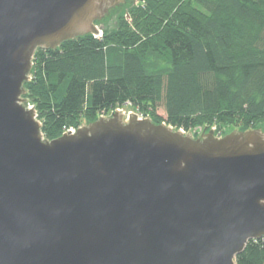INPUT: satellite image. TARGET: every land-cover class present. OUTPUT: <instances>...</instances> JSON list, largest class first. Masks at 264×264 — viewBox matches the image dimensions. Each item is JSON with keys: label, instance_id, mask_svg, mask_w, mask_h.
<instances>
[{"label": "water", "instance_id": "obj_1", "mask_svg": "<svg viewBox=\"0 0 264 264\" xmlns=\"http://www.w3.org/2000/svg\"><path fill=\"white\" fill-rule=\"evenodd\" d=\"M127 1L0 0V264H237L264 238L262 129L196 137L117 110L44 137L35 53L100 37Z\"/></svg>", "mask_w": 264, "mask_h": 264}, {"label": "trees", "instance_id": "obj_2", "mask_svg": "<svg viewBox=\"0 0 264 264\" xmlns=\"http://www.w3.org/2000/svg\"><path fill=\"white\" fill-rule=\"evenodd\" d=\"M117 12L102 37L35 53L25 98L46 139L126 106L186 133L264 131V0H138ZM237 264H264V238Z\"/></svg>", "mask_w": 264, "mask_h": 264}, {"label": "rangeland", "instance_id": "obj_3", "mask_svg": "<svg viewBox=\"0 0 264 264\" xmlns=\"http://www.w3.org/2000/svg\"><path fill=\"white\" fill-rule=\"evenodd\" d=\"M135 6V5H134ZM125 10V11H124ZM124 13H128L129 9L127 8H124ZM117 20H118V12L117 13H114L112 14L108 19H106V21L104 22V24L100 25L99 28L100 30H102V35H103V31L105 29H109V30H112V29H116L117 28ZM123 113L126 114V117L130 114V113H133V114H137L131 107L129 106H126L125 109L121 110ZM158 115L163 117L164 119H166V113L164 111L163 108H161L159 111H158ZM72 130H76V129H72ZM71 131V129L69 130ZM230 131H233V129H230ZM203 129H196L194 132H192L195 136H200L202 133H203ZM228 133V132H227ZM217 135V134H216ZM219 137H221V135H219Z\"/></svg>", "mask_w": 264, "mask_h": 264}, {"label": "flooded vegetation", "instance_id": "obj_4", "mask_svg": "<svg viewBox=\"0 0 264 264\" xmlns=\"http://www.w3.org/2000/svg\"><path fill=\"white\" fill-rule=\"evenodd\" d=\"M138 0H128L124 6H129V5H137ZM122 7V6H121ZM120 7V8H121ZM117 9V8H116ZM106 20V19H105Z\"/></svg>", "mask_w": 264, "mask_h": 264}, {"label": "built area", "instance_id": "obj_5", "mask_svg": "<svg viewBox=\"0 0 264 264\" xmlns=\"http://www.w3.org/2000/svg\"><path fill=\"white\" fill-rule=\"evenodd\" d=\"M100 37H101V36H100ZM139 118H140V119H143L144 117H143L142 115H139ZM75 131H76V130H72V129H71V132H75Z\"/></svg>", "mask_w": 264, "mask_h": 264}]
</instances>
